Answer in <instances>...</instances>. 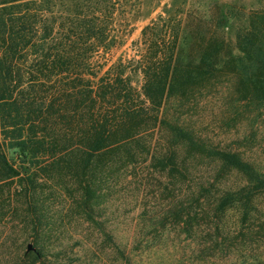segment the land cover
Returning <instances> with one entry per match:
<instances>
[{
  "label": "trees",
  "instance_id": "obj_1",
  "mask_svg": "<svg viewBox=\"0 0 264 264\" xmlns=\"http://www.w3.org/2000/svg\"><path fill=\"white\" fill-rule=\"evenodd\" d=\"M122 2L0 0V187L25 181V192L34 198L40 177L52 182L68 177L92 219L103 162L135 161L141 135L159 123L171 147L151 163L169 178L186 180L192 169V162L178 160L177 146L186 157L213 160L214 182L233 172L244 178L241 187L218 195L211 194L214 183L201 186L197 198L187 202L188 195L169 217L185 233L211 220L219 235L218 221L230 209L248 222L254 199L264 195V173L237 153L209 148L188 125L169 118L167 104L190 103L197 92L232 75L239 100L264 108V12H252L243 22L230 6H215L196 18L173 0L141 30L134 56L125 59L142 78L137 89L122 58L102 73L105 57L126 40L115 32L114 13ZM215 27L236 29L233 49ZM256 263L263 264L241 262Z\"/></svg>",
  "mask_w": 264,
  "mask_h": 264
},
{
  "label": "rangeland",
  "instance_id": "obj_2",
  "mask_svg": "<svg viewBox=\"0 0 264 264\" xmlns=\"http://www.w3.org/2000/svg\"><path fill=\"white\" fill-rule=\"evenodd\" d=\"M172 2L123 0L117 6L115 32L126 40L105 57L102 73L119 58L128 65L126 60L134 56L133 42L139 40L141 30L170 9ZM180 6L196 18L207 9L216 11L215 6H230L243 22L252 12H264V0H176V8ZM214 31L233 49L235 28L215 27ZM126 67L132 86L140 88L141 76L133 66ZM235 88V77L222 76L197 92L190 103L179 106L171 99L168 116L188 125L209 148L237 153L264 173V108L240 101ZM167 134L157 123L141 135L135 161L103 162L100 197L92 219L81 209L79 188L68 177L58 182L40 177L34 198L25 192V181L2 184L0 264H264V195L254 199L248 222L241 221L236 209L228 210L218 221L219 235L211 220L198 221L200 225L185 233L181 222L169 217L172 207L188 195L187 202L197 198L201 186L209 188L214 183L211 194L218 195L221 189L241 187L244 178L233 172L214 182L216 170L209 163L214 161L186 157L180 146L174 147L178 160L192 162V169L186 180L169 178L151 163L154 155L170 151Z\"/></svg>",
  "mask_w": 264,
  "mask_h": 264
},
{
  "label": "water",
  "instance_id": "obj_3",
  "mask_svg": "<svg viewBox=\"0 0 264 264\" xmlns=\"http://www.w3.org/2000/svg\"><path fill=\"white\" fill-rule=\"evenodd\" d=\"M27 250H28V251H30V250H31V247H30V246H28Z\"/></svg>",
  "mask_w": 264,
  "mask_h": 264
}]
</instances>
